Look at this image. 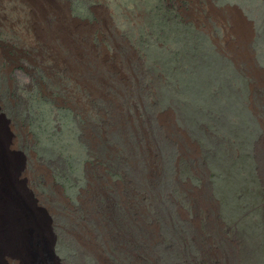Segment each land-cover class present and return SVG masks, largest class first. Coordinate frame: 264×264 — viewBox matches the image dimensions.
Returning <instances> with one entry per match:
<instances>
[{
    "label": "rangeland",
    "instance_id": "374dc122",
    "mask_svg": "<svg viewBox=\"0 0 264 264\" xmlns=\"http://www.w3.org/2000/svg\"><path fill=\"white\" fill-rule=\"evenodd\" d=\"M31 22L62 54L56 64L36 54ZM0 123L10 179H27L22 199L43 219L39 205L61 219L69 254L115 230L87 192L121 159L137 160L144 186L166 179L136 221L165 243L158 264H264V0H0ZM72 123L92 153L81 184ZM128 143L139 160L123 155ZM4 250L7 264H25Z\"/></svg>",
    "mask_w": 264,
    "mask_h": 264
},
{
    "label": "flooded vegetation",
    "instance_id": "af4514ba",
    "mask_svg": "<svg viewBox=\"0 0 264 264\" xmlns=\"http://www.w3.org/2000/svg\"><path fill=\"white\" fill-rule=\"evenodd\" d=\"M33 46L38 47L37 49L39 50V53L36 54L39 55V57H41L40 47L36 45ZM40 60L43 61L42 59ZM37 104H36V108L38 109L37 112L39 110L43 111L42 115H45V118L49 119L50 114H52L49 112L51 108L45 103H37ZM160 104L173 105L175 103H160ZM167 108L168 111L172 110L170 107ZM55 116H59V118L64 119L66 121L72 120L71 122H73L74 119L73 114H71V112L68 111H62L60 113H56ZM12 118L14 119V115L12 116ZM178 119L181 120L184 118L181 116ZM9 120H11L10 122L12 123V119L8 118V122ZM5 125L6 127L5 126L3 127H5L7 132L6 134L10 138L11 135L8 132L7 123ZM74 126H75L74 123H72V125H70L69 128H67L68 137H69L68 143L70 144L74 152L72 155L73 157H71L73 169L76 168L78 172L81 171L79 173L80 175L78 179L80 180V184H81L83 183L81 179H83L84 176L83 171L87 163V158L92 156V153L87 148V145L83 143L81 138L80 140L79 138L76 140V130ZM13 134H14V130H13ZM16 146L17 145L15 143V147ZM124 148L125 149L123 151L124 152L123 155L125 156V158L127 157V155H130V157L134 159H138L136 153L137 150L135 149L133 143H128L127 147L124 145ZM101 151L102 149L100 148L97 149L96 152L100 154ZM11 153L16 154L20 162L19 154L15 152H11ZM21 153L23 154V152ZM97 160L100 161L101 157ZM97 160L95 161V163H97ZM122 162L123 160L121 159L115 160L116 166H118L117 169H113L108 166L107 167L102 166L101 168L102 170L96 171V174L93 173L92 175L93 177L91 178L93 179L95 185L97 186L95 187L92 186L93 188L89 186L90 187L89 193L87 192V197L89 195L98 200L95 202L96 204L102 203V208H104L108 212L107 215L109 216L108 217L109 223L112 224L115 230L109 233L108 236L103 232H98V233L90 232L91 243L90 244L84 243L85 245H88L87 246L88 248H82V246L81 247L77 246L76 242L71 239L72 241L75 242L74 255L73 253L71 254L68 253L69 248L66 242L67 236L62 230H60V227H64L63 224L60 226L61 219L59 220V218L57 217L59 223H56L52 217V214L48 212L44 206H41L37 203L44 210V211L42 210V214H44L45 228H47L46 220L48 218L47 230L49 229L48 233L50 232L51 234V236H49L50 238L49 242L52 245L51 247L54 248V252L56 254L54 258V262H55L54 264H158V258H159L158 254H160V250L162 251L163 249V248L161 249V245L163 247L164 246L163 244L165 243L162 242L163 240L157 242V236H154V234L155 235L157 234L156 230L152 232H148L147 230L148 227L142 228L141 226H137L136 221L141 218L142 213L145 216L147 215L146 213H148L147 209L145 210L144 208L145 206L141 205V202L143 203V199H145V197L146 198L148 197L147 199L153 201L151 202V204L153 205L157 204L156 203L157 200L155 201L153 197L157 196L159 198L161 195H163L162 184L164 183L166 184V179L163 180L161 178V180H163L162 182L151 184L149 187L144 186L141 180L140 169L137 168V160L135 163L136 164L135 168L134 167L132 168V166L130 165L128 166L125 165L126 164L125 161L123 163ZM118 170H121L123 172V175H125L123 176L125 178V179L123 178L124 181H122L121 179H118V181H116V178H114L116 177ZM17 171H19V167ZM27 173L28 172H25L26 175L29 174ZM100 173H103L104 177ZM70 174L75 178L74 171L70 172ZM163 175L164 172L161 177H163ZM26 182L27 179H25L23 183L22 181H17L19 188L23 189L24 186L26 188H29L27 187ZM84 185L78 186L79 191H81L82 193L84 192L86 193L83 187ZM100 188H102L101 191H99ZM58 189L60 190V188ZM75 190L76 188L73 190L70 187H66V191L69 194V196L73 197L76 194ZM138 191H140L141 193L137 194ZM29 192L33 197L34 196L33 192L31 190ZM22 193H24V191H22ZM155 206L154 207L156 211H160L162 215L163 214L165 215V210H163L161 207H157V205ZM54 228L58 230V233H56ZM161 242L163 244L159 245ZM59 245L61 246V248H59ZM61 249L64 252L63 255H61L60 252Z\"/></svg>",
    "mask_w": 264,
    "mask_h": 264
},
{
    "label": "bare ground",
    "instance_id": "6f19581e",
    "mask_svg": "<svg viewBox=\"0 0 264 264\" xmlns=\"http://www.w3.org/2000/svg\"><path fill=\"white\" fill-rule=\"evenodd\" d=\"M35 1L37 0H23V2H27L31 6L35 5ZM242 19L246 22V19H244V17H242ZM29 25L33 32L32 35L35 36L36 39H39L42 42L40 44L37 43L36 41L35 45L36 46L39 45L40 47L42 46L43 48L41 49H44V51L47 53L41 55L42 60L51 59L56 64L61 59L62 54L57 50V48H55V46L51 44L50 42L51 40L46 38L47 34L45 35V33L40 29L38 25H35V23L32 22ZM248 38L250 39V35L248 36ZM62 59H64V57ZM0 128H1V123H0ZM6 161H7L6 152L4 150L3 151L0 150V173L2 172L1 176L3 177V178L0 177L2 179V181H0V196L2 193L4 194L5 197L11 199L10 201L11 203H5L0 201V213L5 212V216L3 218L0 217V242L2 243L1 247L9 248L10 250H12L13 253H15V255H17L20 260H24L25 264H32L31 259L26 251L27 250L26 246L28 244L27 237H23V235L26 234V230L29 227L32 228L37 227L40 234L42 232V235L46 238H49L48 235L49 233L48 232L44 233V230L41 231L43 224H45L44 219L39 213H36L34 209V203H32L31 200H28L24 197H23L24 199H22L23 194L20 192V188L18 184L16 186L10 179L12 177L11 175L8 174L9 166L7 165ZM20 200L22 201L20 202ZM23 204L27 208H30L33 211V215L30 214L29 212H28L29 215L25 214V211L23 209L24 207L22 206ZM40 213L42 212L40 211ZM43 240L47 242L45 239ZM25 241L27 242L26 244H24Z\"/></svg>",
    "mask_w": 264,
    "mask_h": 264
},
{
    "label": "water",
    "instance_id": "95a60500",
    "mask_svg": "<svg viewBox=\"0 0 264 264\" xmlns=\"http://www.w3.org/2000/svg\"><path fill=\"white\" fill-rule=\"evenodd\" d=\"M255 40V33L252 38V42ZM22 200H20L21 202ZM25 211V214L33 215V211L30 208H27L24 204L22 205ZM29 212V213H28ZM37 227H29L26 230V234L23 235V237H27V254L29 255L31 259L32 264H54V258L56 256L54 252V248L51 247L52 245L49 242V238H46L42 235V232L40 234ZM43 239H45L47 242H45ZM26 241L24 244L27 243ZM4 248H0V264H7L4 260L3 256L5 254Z\"/></svg>",
    "mask_w": 264,
    "mask_h": 264
}]
</instances>
